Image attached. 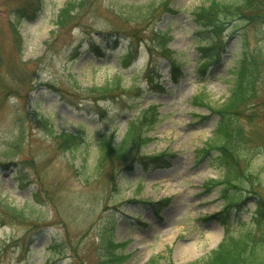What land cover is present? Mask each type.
I'll return each instance as SVG.
<instances>
[{
  "label": "rangeland",
  "instance_id": "374dc122",
  "mask_svg": "<svg viewBox=\"0 0 264 264\" xmlns=\"http://www.w3.org/2000/svg\"><path fill=\"white\" fill-rule=\"evenodd\" d=\"M68 1L81 2L80 11L57 30V14ZM163 1L42 0L35 19L17 24L14 12L33 2L0 0V264H101L107 233L115 244L127 242L117 249L129 255L123 264H186L205 259L224 229L264 235V210L262 216L256 211L264 202V0H253V21L248 10L245 18L227 20L219 55L203 72L202 61L215 51L201 49L208 39L192 12L208 0H168L166 8ZM150 4L155 9L140 19ZM163 45L181 64L175 83ZM128 48L134 58L122 66L120 54ZM241 56L254 58L259 78L252 98L233 114L248 178L229 191L238 204L220 214L225 225L213 217L224 209L221 186L207 183L221 177L216 154L200 159L197 152L215 129L212 108L227 98ZM115 74L140 94L98 101L103 113L81 98L78 89L102 86ZM155 79L159 88L149 83ZM148 112L155 117L141 127L149 141L139 154L168 153L166 165L142 167L130 157L99 164L98 137L117 144L128 120ZM38 116L55 135H80L83 144L59 148ZM3 202L24 215H4ZM214 230L221 236L212 245L207 236ZM182 246L193 247L194 255L180 254Z\"/></svg>",
  "mask_w": 264,
  "mask_h": 264
},
{
  "label": "trees",
  "instance_id": "16d2710c",
  "mask_svg": "<svg viewBox=\"0 0 264 264\" xmlns=\"http://www.w3.org/2000/svg\"><path fill=\"white\" fill-rule=\"evenodd\" d=\"M33 3L29 4L27 8L17 9L14 15L17 20V24L21 21H30L35 19L37 13L41 10L42 0H31ZM81 2L68 1L59 10L55 27L57 30H63L68 26V23L75 17L80 11ZM168 0H164L162 3L163 7H167ZM238 3H225L219 0H208L207 5H201L193 10L192 15L196 26L199 27L200 32L206 33L208 43L201 49H205L208 52L211 48L214 49L215 54L211 55L209 60L202 61L200 71L203 72L210 62H213L219 55L218 51L221 49L220 44L221 34L226 26V22L229 18H245L247 17L244 12L248 10L251 12L248 21H253L252 17L255 11H258V7L254 6L253 0H243L241 5ZM154 4H150L146 8V12L139 16L140 19L144 20L155 9ZM257 15V14H256ZM255 15V16H256ZM262 16L260 19H263ZM53 33V32H52ZM119 32H114L117 34ZM159 33V32H158ZM117 39V38H116ZM115 40V39H114ZM110 40H108V43ZM115 42V41H113ZM91 52L94 55H100L102 49L99 46L90 44ZM162 56L168 61L170 65V76L172 81L175 83L181 77V64L175 59L172 52L166 49V45H163ZM121 65H127L130 63L134 56L132 51L128 48L127 51L120 54ZM264 56V52L262 53ZM233 78L231 80L232 85L230 92L224 102L217 108H212V113L217 115V124L210 138L203 144L198 150V158H208L215 152L214 156L216 164L221 171V177L219 179L207 180L209 186L219 185L221 186L220 191L222 199L224 200V209L222 212L216 213L213 217L218 218L221 224H225L226 220L220 217V214H226L229 209L236 207L238 199L233 193H229L230 190L237 192L240 189V185L243 184V179H247L245 174L240 168L242 148L237 143L238 136L241 133L239 126L233 118V114H239L243 106L249 102L252 98L255 86L257 84L259 74L254 62V58L251 60L246 56H241L237 61V64L233 70ZM151 86L159 88V82L157 79L149 82ZM78 91L85 94L86 97H81L84 100H89L97 104L98 101H105L108 98H119L121 96H130L133 93L138 96L140 93L137 89L132 87L125 89L122 84V75L115 74L109 82L102 86H91ZM198 96L194 97V103L203 104V101H196ZM194 105V104H193ZM194 105V106H195ZM131 108H135L132 106ZM97 109L100 112H104V108L97 104ZM153 109V108H152ZM155 117V113L148 112V116L143 117L133 116L132 119L128 120L126 130L119 141L114 144L111 136H99L97 139L98 144V163L101 164L107 160L116 162H128V158L134 160L142 167L148 166H165L167 161L166 157L168 153H161L155 156L146 157L139 154V151L144 147L149 138L141 132V127L150 125L153 121L151 118ZM40 124L44 126L49 132L52 138H58L57 145L64 151L77 149L84 142L80 135L73 136L71 134L55 135L52 126L48 120L42 116H38ZM153 123V122H152ZM17 185L22 187L23 181H17ZM234 195V197L232 196ZM33 199L36 201L37 197L34 194ZM264 202H259L256 206L257 213L262 216L264 210ZM2 213L5 215H24L23 210L19 211L15 206L3 202ZM220 217V218H219ZM227 225V224H225ZM107 233V232H106ZM108 234V235H107ZM102 236L104 241L107 255L105 259L101 261V264H123L124 261L129 257L127 254L117 252L118 248L125 246L123 244H115L110 234L107 233ZM51 254H55V245L49 248ZM153 262V260H151ZM186 264H264V235L260 239H254L252 232H242L237 235H231L229 231L224 229V237L219 244L213 249L209 255L200 261L188 262Z\"/></svg>",
  "mask_w": 264,
  "mask_h": 264
},
{
  "label": "bare ground",
  "instance_id": "6f19581e",
  "mask_svg": "<svg viewBox=\"0 0 264 264\" xmlns=\"http://www.w3.org/2000/svg\"><path fill=\"white\" fill-rule=\"evenodd\" d=\"M220 236H221V233L219 231L214 230L213 232L209 233L207 237L211 240V243L213 245L217 243V241L220 239ZM179 253L187 257L188 256L190 257L194 255V250H193V247L191 246L190 247L182 246L179 248Z\"/></svg>",
  "mask_w": 264,
  "mask_h": 264
}]
</instances>
